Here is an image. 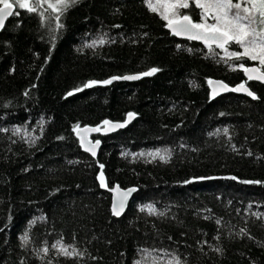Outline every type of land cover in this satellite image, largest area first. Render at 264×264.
Here are the masks:
<instances>
[{
  "label": "trees",
  "instance_id": "trees-1",
  "mask_svg": "<svg viewBox=\"0 0 264 264\" xmlns=\"http://www.w3.org/2000/svg\"><path fill=\"white\" fill-rule=\"evenodd\" d=\"M62 7H16L0 31V264H264V85L239 67L256 62L178 40L146 0ZM179 14L201 20L192 1ZM210 79L256 98L212 99ZM129 113L124 130L91 136L95 158L80 150L75 127ZM115 185L137 190L118 219Z\"/></svg>",
  "mask_w": 264,
  "mask_h": 264
},
{
  "label": "snow or ice",
  "instance_id": "snow-or-ice-1",
  "mask_svg": "<svg viewBox=\"0 0 264 264\" xmlns=\"http://www.w3.org/2000/svg\"><path fill=\"white\" fill-rule=\"evenodd\" d=\"M76 0H0V28L4 27L5 18L12 15H19L18 11H14L16 7L19 9H27L29 12H38L43 5L47 4L48 8L55 9L56 5H62L60 9L63 11L71 4L75 3ZM150 10L156 11V7L152 6V0H148ZM192 3L195 4L197 8L201 9V21L195 22L189 15L180 14L178 17V26L179 31L176 29L173 31L176 34L188 33L189 39H203L205 44H208L210 40L218 48H223L229 57H234L237 60L247 57L253 61H259L261 66H264V0H192ZM156 4L161 6H167L171 9V16H177V10L179 8H188L189 0H156ZM46 11V9H45ZM41 17L44 13L39 12ZM206 17H210L214 22L207 23ZM163 18L168 21L169 27L172 26L173 21L169 18L168 14H164ZM59 19V17H57ZM194 30H201L196 32ZM235 43L243 51H228L226 45ZM210 47V45H209ZM239 67L245 72H256L257 68H248L245 67L243 63ZM159 71L157 68H152L148 72H144L142 76H150L153 73ZM140 76H124V77H112L109 80L105 81H89L84 87H90L97 83L110 84L113 80L124 79V80H136ZM252 79V76L248 77ZM209 83H213L209 81ZM222 83V82H217ZM225 89H228V85L223 84ZM239 89H243L247 92L249 96L256 98L254 93L245 88L244 84L238 86ZM80 89H77L79 91ZM231 91H237V88L229 89ZM68 95H72L70 92ZM134 113H129V117H133ZM105 124L110 123L109 121H104ZM123 124L116 125V127H123ZM75 130V129H74ZM97 129H92L96 131ZM96 144H99V141H96ZM90 150V149H86ZM92 155L95 156V152H92ZM154 155H160L155 153ZM161 159H164L161 156ZM103 165H100V168L103 169ZM100 180V186L106 187L105 181L103 179V172L101 171L100 175L97 177ZM205 179V178H199ZM207 179H213L209 177ZM229 179L236 180V177H229ZM190 182V181H189ZM241 183H260L259 181H241ZM115 191V189H112ZM135 191V189H128L123 193L119 204L114 200L112 204V215L119 216L124 207V201L127 199V196L130 192ZM151 209V205L148 206ZM143 210V209H142ZM161 215H163L161 213ZM244 231L243 229L241 230ZM22 243L26 244L28 241V233L25 232L21 237ZM52 248L57 249V251L63 255L72 257V256H83V253L80 252L75 246L68 245L65 246L61 242L52 245ZM71 249V250H69ZM39 251L43 253H48L49 248L44 247ZM219 251V249H217ZM174 264H181V261L178 258H174Z\"/></svg>",
  "mask_w": 264,
  "mask_h": 264
},
{
  "label": "water",
  "instance_id": "water-1",
  "mask_svg": "<svg viewBox=\"0 0 264 264\" xmlns=\"http://www.w3.org/2000/svg\"><path fill=\"white\" fill-rule=\"evenodd\" d=\"M14 11H15V9H14ZM10 17L11 16H8V17L5 18V23ZM177 21L178 20L173 21V24H172L171 27H169L168 23H166L165 24V30L167 32H169L171 35H173L174 37H176L178 40L190 41V42L201 44V45H205V46H208V47H209V45H210V47H216V45L213 44L210 40L208 41V44L206 45L203 39H189L188 38V36H189L188 33L181 32L180 34H176L173 31V29H176L177 32L179 31V26H178ZM2 29L3 28H0V31ZM194 31L199 32L201 30H194ZM247 67L248 68H257V71L256 72H249V73H245L244 71H242L243 77L248 82H254V83H258V84L264 85V72H262L255 65H251V66H247ZM152 75H150V76H152ZM127 76H132V75H127ZM136 76H140V78L136 79V80L117 79V80H113L112 83L113 82H134V81L140 80L143 77H148V76H142L141 74L140 75H136ZM249 76H252L253 78L249 79L248 78ZM109 79H111V78H109ZM109 79H107V80H109ZM209 81H212L213 83L210 84ZM217 82H222V81L210 79L207 82V86H208V89H209V94H210V97L212 99L221 97V96L226 95L228 93H233L235 95L253 98L252 96H249L247 94V92L244 91L243 89H239L238 86L241 85V84H237V85H235L233 87H229L228 86V89H225L223 87V84H225V83H223V82L222 83H217ZM105 85H108V84L97 83L95 85H92L91 87H93V86H105ZM232 88H237L238 90L237 91L229 90V89H232ZM245 88L248 89V87L246 85H245ZM133 120H134V116L133 117H129L127 115L122 122H112V121H109V120H104V121H109L110 123L105 124L104 121H102L96 126L75 127L74 128L75 130L73 129V135L78 141V145H79L80 150L83 153H85L88 156H90L91 158H95L97 156L99 148H100V142H99V144H96V141H99V140H94L93 141L91 139V136L100 135V136L105 137V136H109V135L115 134L116 132L124 130L125 128H127L133 122ZM120 124H123L124 126L123 127H116V125H120ZM92 129H97V130L96 131H92ZM86 149H90V150H86ZM92 152H95V156L92 155ZM100 173H99V175H100ZM97 181H98V184L100 186V180L97 179ZM101 188L104 189V187H101ZM112 189H115V191H113ZM128 189H135V191L130 192L128 194L127 199L124 201V207H123V210L121 211V214L119 216L112 215L111 209H112L113 201L115 200L117 202V204H119V201L121 200V198L123 196V193L126 192ZM136 191L137 190L134 187L121 189L117 185H115L113 188H111L109 190V194H110V214H111L112 217L118 219L125 213V211L127 209V206H128V203L131 201V199H132L133 195L136 193Z\"/></svg>",
  "mask_w": 264,
  "mask_h": 264
},
{
  "label": "rangeland",
  "instance_id": "rangeland-1",
  "mask_svg": "<svg viewBox=\"0 0 264 264\" xmlns=\"http://www.w3.org/2000/svg\"><path fill=\"white\" fill-rule=\"evenodd\" d=\"M190 1H192V0H189V2ZM146 3L149 5V3H148V0H146ZM152 6L153 7H156V13H158V15L166 22V23H168V21L167 20H165L164 18H163V15L164 14H168L169 15V18L172 20V21H176V20H178V17H179V13H180V11L182 10V8H179L178 10H177V12H178V15L177 16H171V9L170 8H168L167 6H161V5H158V4H156V0H152ZM60 7H62V5H56L55 6V9L57 10V9H59ZM52 9V8H51ZM53 10V9H52ZM206 20H207V23H213L214 21L210 18V17H206ZM201 21V20H200ZM242 51H243V49H241ZM250 61H253V60H251L250 59ZM253 62H256V65L255 66H257L258 68H259V65L258 64H260L259 63V61H253Z\"/></svg>",
  "mask_w": 264,
  "mask_h": 264
},
{
  "label": "flooded vegetation",
  "instance_id": "flooded-vegetation-1",
  "mask_svg": "<svg viewBox=\"0 0 264 264\" xmlns=\"http://www.w3.org/2000/svg\"><path fill=\"white\" fill-rule=\"evenodd\" d=\"M209 96H210V94H209Z\"/></svg>",
  "mask_w": 264,
  "mask_h": 264
}]
</instances>
